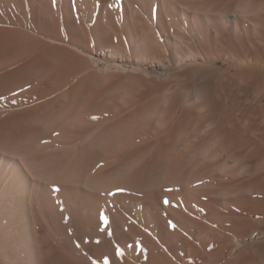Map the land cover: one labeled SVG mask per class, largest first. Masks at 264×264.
<instances>
[{
  "label": "bare ground",
  "instance_id": "obj_1",
  "mask_svg": "<svg viewBox=\"0 0 264 264\" xmlns=\"http://www.w3.org/2000/svg\"><path fill=\"white\" fill-rule=\"evenodd\" d=\"M0 264H264V0H0Z\"/></svg>",
  "mask_w": 264,
  "mask_h": 264
},
{
  "label": "snow or ice",
  "instance_id": "obj_2",
  "mask_svg": "<svg viewBox=\"0 0 264 264\" xmlns=\"http://www.w3.org/2000/svg\"><path fill=\"white\" fill-rule=\"evenodd\" d=\"M98 3H99V0H98ZM165 203L167 204V203H168V201L166 200V201H165ZM101 218L104 220V222H105V223H107V222H108V219H107V217L103 216V214L101 215Z\"/></svg>",
  "mask_w": 264,
  "mask_h": 264
},
{
  "label": "rangeland",
  "instance_id": "obj_3",
  "mask_svg": "<svg viewBox=\"0 0 264 264\" xmlns=\"http://www.w3.org/2000/svg\"><path fill=\"white\" fill-rule=\"evenodd\" d=\"M223 65H224V67H223V68H225V66H226V65H225V64H223Z\"/></svg>",
  "mask_w": 264,
  "mask_h": 264
}]
</instances>
